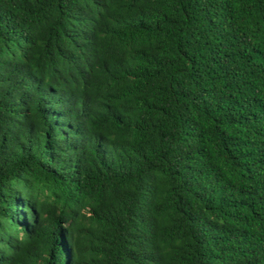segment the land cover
<instances>
[{"label": "trees", "instance_id": "16d2710c", "mask_svg": "<svg viewBox=\"0 0 264 264\" xmlns=\"http://www.w3.org/2000/svg\"><path fill=\"white\" fill-rule=\"evenodd\" d=\"M0 264H264V0H0Z\"/></svg>", "mask_w": 264, "mask_h": 264}]
</instances>
